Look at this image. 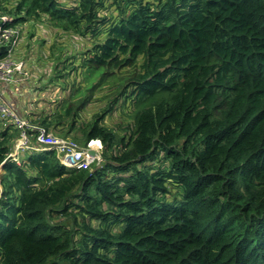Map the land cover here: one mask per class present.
<instances>
[{"label": "trees", "instance_id": "1", "mask_svg": "<svg viewBox=\"0 0 264 264\" xmlns=\"http://www.w3.org/2000/svg\"><path fill=\"white\" fill-rule=\"evenodd\" d=\"M0 14L61 37L71 70L28 42L36 86L106 68L96 86L113 89L88 123L85 102L35 113L101 140L92 171L54 150L11 160L19 132L0 118V264H264V0H0ZM121 99L133 119L110 127Z\"/></svg>", "mask_w": 264, "mask_h": 264}, {"label": "rangeland", "instance_id": "2", "mask_svg": "<svg viewBox=\"0 0 264 264\" xmlns=\"http://www.w3.org/2000/svg\"><path fill=\"white\" fill-rule=\"evenodd\" d=\"M13 17H15V16H13ZM48 23L49 22H45L41 29H38V28L34 29L36 34L34 36H32V38H30L31 34L29 32H27V33L25 32L24 33V40L22 41V44L20 45V47L18 48V50L16 52V56H18L21 60L26 62L25 65H26L27 70L32 71V73H33L32 79H35L37 77V75L39 73L38 70L40 69V67L33 64L32 63L33 61L31 59L27 58V52L29 51L28 42H31V44L34 45V49L36 50L35 51L36 60H40L41 65H43V63H45L46 65L48 63H52V65L55 66V65H57V63L60 60H63V61H65V63L61 64V66H63L62 68H66L67 70H71V66H70L71 64H67V60H69V55L67 53H61L62 49H59V47H57L55 45L58 42V40H61V37L54 33L53 28L48 27V25L50 26V24H48ZM18 26H20V25H18ZM20 27L22 28V26H20ZM76 36H78V35H76ZM78 37L81 38L80 36H78ZM51 38H52V40H51ZM83 42L85 43V40H83V39L79 40V43H83ZM67 47L71 48V46H69V45ZM73 51H74V53H79V50H77V49H74ZM60 53L62 54V56L60 55ZM59 56L61 59H59ZM107 72H108V69H106V68L95 69V71H92L91 69H89V70H86L82 76L79 75L78 72H73L74 73L73 76H75L74 78L72 76H70L69 78H65L63 76L62 70L60 68V71L57 72V74H56V79L52 77L51 79L47 78V79H44L40 82V87L38 88V91L43 90V88L48 90V92H50L49 97L53 98V100H51V101L55 102V104L57 102L60 103L62 106V109H63V113L66 111V108L69 106L72 109L71 110V114H72L73 111L78 112L77 110L75 111V108H76V106H80L81 103L85 102L86 105H90L89 107L87 106L86 108H84L82 106V109L80 112V116H82L80 118L81 122L88 123L90 121H94L95 118L100 113H102V111H104L106 109V107L109 106V104H110V103H108L107 105H104L105 100L111 96L109 91L106 94H104V92L106 91V88L103 87L99 90L96 86V83L98 82L97 79L100 78L101 75H105ZM59 74H62L61 77L59 76ZM78 76H80L81 78H78ZM57 77H60V79ZM84 80L87 82H84ZM79 82H82V83L84 82L83 86H79V84H78ZM115 82L117 83L116 88H118V86H120V84L116 80L113 81V84ZM30 86L31 87L28 88L27 90H29V89L33 90L34 88H37V86H34L32 84H30ZM35 92L36 91H34L33 94H35ZM95 92L98 94V97H94ZM36 93L38 95L35 94L36 95L35 100H37L39 96H42V92H39V93L36 92ZM84 99H86L87 102L83 101ZM111 99L112 98H110L108 100H111ZM122 103H123L122 99L119 100L117 103H114L116 105V109H112L113 106L110 107L108 112H107L106 117L103 118L110 127H113V126L115 127L116 125L121 127L120 121L125 118V116L122 113L123 112L122 111V109H123ZM43 105L44 104L42 103L41 107L39 108V101H38V103H33V102L31 103V101H29V99H28L26 101V105H24L25 107L22 106L20 108V113L23 117H25L26 119H29L33 122L34 118H37V116L35 117L36 110L39 113H44L43 112V109H44ZM125 109H127V106ZM127 112H128L127 113L128 119L129 120L133 119V114L129 113V109L127 110ZM48 113H49V111H48ZM5 120L8 121L9 123H13L14 127L16 128V130L19 132V135H20V129H19L18 125L15 124L13 122V120H8V119H5ZM34 122H37V121H34ZM63 135H65L66 137H73V136H71L72 134L65 133ZM31 137H33V134H31ZM76 141H78L81 145H83V144L86 145L85 139H78ZM26 153L29 154V152H26ZM101 156L102 155L100 154V157ZM21 158H23V156ZM17 159H19V158H17ZM94 160L91 162V165L89 168L91 171L94 169L93 165L95 163L98 165L103 160V158H99L95 161ZM3 173H4L3 168L1 165L0 166V180H1V176ZM72 220H73V217L70 221V224H72ZM60 221L64 222V218H61Z\"/></svg>", "mask_w": 264, "mask_h": 264}, {"label": "built area", "instance_id": "3", "mask_svg": "<svg viewBox=\"0 0 264 264\" xmlns=\"http://www.w3.org/2000/svg\"><path fill=\"white\" fill-rule=\"evenodd\" d=\"M13 21V16L0 14V86H13L33 80L32 72L26 68V62L16 56L23 39V29L12 24ZM0 118L13 120L20 129V135L14 141L9 155L11 160H18V163L22 160V154L33 150L57 151L63 165L77 170L89 169L94 159L101 158V140H91L84 146L71 137L57 135L44 125L23 117L3 96H0ZM31 130L34 131L33 137ZM89 149H94L97 155H92Z\"/></svg>", "mask_w": 264, "mask_h": 264}, {"label": "crops", "instance_id": "4", "mask_svg": "<svg viewBox=\"0 0 264 264\" xmlns=\"http://www.w3.org/2000/svg\"><path fill=\"white\" fill-rule=\"evenodd\" d=\"M38 29H41V28H38ZM26 31V30H25ZM24 29H23V39L22 41L24 40V33H25ZM22 41L20 43V45L22 44ZM20 47V46H19ZM18 57V56H17ZM29 64V63H28ZM78 78H81L80 76H78ZM78 80V79H77ZM79 81V80H78ZM84 82H87L84 80ZM84 82H79L78 84L83 86ZM30 84L36 86V84L33 82V80L31 81H27L25 83H21V84H18V85H13V86H0V96L6 100H8L9 102H11L13 104V106L17 109V111L20 113V108L24 105H26V101L29 99V101H31V103H36L37 100H42L40 101V104L42 105V103L44 104L43 107V112L42 115L45 117L47 116L48 114H51V112L49 111V113L47 112V108L49 109H52L54 107H57L58 105H60L58 102L55 104V102L51 101L53 100V98H50L49 94L50 92H48V90H45L43 88V90H39L38 91V86L37 88H34L33 90H27L28 88H30ZM105 88H108V86H105ZM108 90V89H106ZM36 91V92H42V96H39L37 100H35V96L38 95L36 92L35 94H33V92ZM109 92H113V89H110ZM103 96V95H102ZM49 97V98H48ZM94 97H98V94L95 92V95ZM109 98H107L108 100ZM35 100V101H34ZM106 101V100H105ZM124 101V99H123ZM105 103V102H104ZM123 105V109L122 111L124 110H128L129 108L125 109L126 106L129 105L128 102H124L122 103ZM90 105H88L89 107ZM25 107V106H24ZM41 106H39L40 108ZM35 109V108H34ZM36 110V109H35ZM121 110V109H120ZM36 112H38L36 110ZM21 114V113H20Z\"/></svg>", "mask_w": 264, "mask_h": 264}, {"label": "water", "instance_id": "5", "mask_svg": "<svg viewBox=\"0 0 264 264\" xmlns=\"http://www.w3.org/2000/svg\"><path fill=\"white\" fill-rule=\"evenodd\" d=\"M89 152L92 154V155H97V152L94 150V149H89ZM102 158V156H101Z\"/></svg>", "mask_w": 264, "mask_h": 264}]
</instances>
